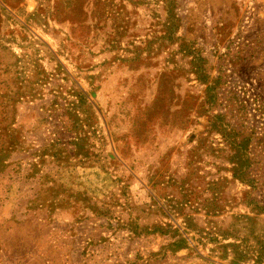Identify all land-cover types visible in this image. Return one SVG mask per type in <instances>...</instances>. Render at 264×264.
Masks as SVG:
<instances>
[{
  "label": "rangeland",
  "instance_id": "rangeland-1",
  "mask_svg": "<svg viewBox=\"0 0 264 264\" xmlns=\"http://www.w3.org/2000/svg\"><path fill=\"white\" fill-rule=\"evenodd\" d=\"M0 264H264V0H0Z\"/></svg>",
  "mask_w": 264,
  "mask_h": 264
}]
</instances>
